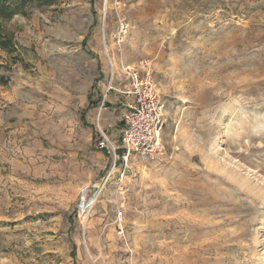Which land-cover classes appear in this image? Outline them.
<instances>
[{"label": "rangeland", "instance_id": "374dc122", "mask_svg": "<svg viewBox=\"0 0 264 264\" xmlns=\"http://www.w3.org/2000/svg\"><path fill=\"white\" fill-rule=\"evenodd\" d=\"M142 61L165 153L115 163ZM0 264H264V0H0Z\"/></svg>", "mask_w": 264, "mask_h": 264}, {"label": "built area", "instance_id": "2783aa9c", "mask_svg": "<svg viewBox=\"0 0 264 264\" xmlns=\"http://www.w3.org/2000/svg\"><path fill=\"white\" fill-rule=\"evenodd\" d=\"M128 29V22L122 21L119 34L126 35ZM141 63L145 68L124 67L126 80L129 83L123 91L126 101L119 137L122 145L117 149L107 135V131L102 128L99 131L97 147L101 151L111 153L115 158V163L119 156L118 152L120 159L125 163H128L133 156H138L147 162L155 161L165 153L162 139L165 125L164 104L156 89L148 61ZM110 90H114L111 84L107 93ZM102 106L104 107L105 104L103 103Z\"/></svg>", "mask_w": 264, "mask_h": 264}, {"label": "trees", "instance_id": "16d2710c", "mask_svg": "<svg viewBox=\"0 0 264 264\" xmlns=\"http://www.w3.org/2000/svg\"><path fill=\"white\" fill-rule=\"evenodd\" d=\"M37 1L42 2V3H50L53 0H22V2L25 4L30 3V2H37ZM5 48H8V47H5Z\"/></svg>", "mask_w": 264, "mask_h": 264}]
</instances>
